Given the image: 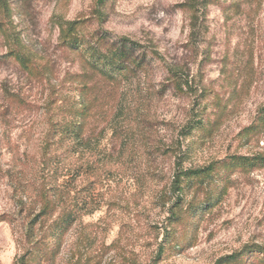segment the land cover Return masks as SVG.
<instances>
[{"label": "rangeland", "instance_id": "obj_1", "mask_svg": "<svg viewBox=\"0 0 264 264\" xmlns=\"http://www.w3.org/2000/svg\"><path fill=\"white\" fill-rule=\"evenodd\" d=\"M6 1L0 21L38 66L30 74L8 58L0 35V215L13 221L0 223V264H16L30 248L37 188L53 176L81 214L31 264H264L261 254L228 262L264 246V168L219 169L178 201L171 191L176 171L264 156V124L245 137L264 108V0ZM77 20L87 33L129 37L161 57L119 88L88 147L54 164L42 158L47 110L82 73L79 54L60 45V24ZM165 63L191 90L175 89ZM198 113L210 123L191 132ZM43 233L38 226L30 235Z\"/></svg>", "mask_w": 264, "mask_h": 264}, {"label": "trees", "instance_id": "obj_2", "mask_svg": "<svg viewBox=\"0 0 264 264\" xmlns=\"http://www.w3.org/2000/svg\"><path fill=\"white\" fill-rule=\"evenodd\" d=\"M107 1L97 0V4L105 5ZM0 10L9 13L10 8L6 0H0ZM98 13L100 16L104 15L102 12ZM85 26L84 20L60 24V45L79 54L82 73L70 75L67 83L73 86L62 88L56 93L55 102L47 110L49 130L42 148L44 162L53 161L54 164H59L60 159L70 158L77 147H88L93 125H98L105 119L108 111L119 101L115 96L119 88L124 83L132 82L139 73L148 71L152 62L161 57L157 49H149L129 37H113L107 32L101 35L96 32L90 34L87 33ZM196 27L195 22L193 28L196 30ZM0 35L8 42L7 57L13 58L26 71L33 74L38 66L37 61L26 51L19 33L9 28V23L3 19L0 21ZM164 67L167 74L173 77L176 90L184 94H186L185 87L191 90L188 80H183L184 78L180 76L179 68L167 63ZM106 88H112L110 93L112 95L105 94ZM96 89L97 93L94 94ZM198 114L199 120L194 121L191 132L203 128L209 120L201 116L204 114ZM263 124L264 108L261 110L259 124L250 128L245 137L252 138L259 135L263 130ZM236 167L264 168V156H233L228 162H216L204 168L176 171L172 179L171 191L177 197V201L182 200L186 196L187 189L201 185L207 180H214L217 170L223 168L231 170ZM37 189L38 212L26 228V237L30 236L33 240L30 242V248L16 264H31L38 252L53 251L81 214L75 197L58 184V177L53 176L51 183H44ZM2 222L13 221L4 214L0 215V223ZM38 226L43 227L44 233L39 239L34 240L35 234L32 236L30 234ZM259 254L264 256V246L251 245L229 257L228 262L238 261L244 255H248L249 261L256 260ZM261 259L264 262V258Z\"/></svg>", "mask_w": 264, "mask_h": 264}]
</instances>
